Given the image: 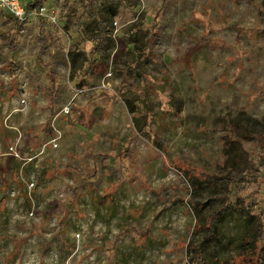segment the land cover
Instances as JSON below:
<instances>
[{"label": "rangeland", "instance_id": "rangeland-1", "mask_svg": "<svg viewBox=\"0 0 264 264\" xmlns=\"http://www.w3.org/2000/svg\"><path fill=\"white\" fill-rule=\"evenodd\" d=\"M85 1L45 0L56 23L0 11V264H194L190 180L222 167L231 121L264 130V0H127L108 31L80 19ZM240 145L264 161L263 143ZM258 169L221 180L234 206L204 264L233 255L244 219L264 221Z\"/></svg>", "mask_w": 264, "mask_h": 264}, {"label": "trees", "instance_id": "trees-1", "mask_svg": "<svg viewBox=\"0 0 264 264\" xmlns=\"http://www.w3.org/2000/svg\"><path fill=\"white\" fill-rule=\"evenodd\" d=\"M44 1L45 0H30L27 2V9H38L43 5ZM127 5V0H86L80 19L85 17L87 20L95 22L98 29L108 31L107 22L113 20L119 7ZM60 6L64 9L69 6V3L67 0H64L60 3ZM40 20H42V18H40ZM42 27L43 26L40 24L38 33L44 37L45 41L46 37ZM90 41L93 40L90 39ZM98 43L100 42H96L95 44V50H97L100 45ZM15 50L16 49L14 48L13 51ZM40 53H42V49H40L39 54ZM88 53H90V56H94L96 51L90 50ZM88 53H84L85 59H83V62L88 61ZM140 58V55L137 54V58L134 60L135 63L139 62ZM91 68H89L90 71ZM54 96H56L55 91L52 90L50 101H53ZM231 123V134L223 138L222 155L224 156L225 161L222 167H219L215 172L207 174L204 177L197 176L190 180L192 192V201H190V204L192 205L191 213L199 218L198 232H201V239L197 244H186V248L190 252L187 255L188 261L194 264H204L205 253L208 247L218 238V223L234 206L229 194L227 192L223 193L221 188L222 185H220L221 180L226 179L230 181L233 183L234 188H236L238 182L241 180V176H243L242 179H244L246 173L252 174V170H255L256 172L259 171L258 168L262 170L264 169V161L248 160L247 157L244 156V149L240 147V141L242 139L246 141L255 140L264 144V130L243 127L235 120L231 121ZM252 176L257 179L255 173ZM238 200L239 199L235 197V201ZM217 201H219L218 207L215 205V202ZM210 205L212 208L209 215H203V210L206 207H210ZM263 224L264 221L262 217L259 218L252 216L249 219H244L242 227L245 231L239 238L235 252L230 258L223 260L220 264H235V258L244 256L246 252H251L252 255L255 256L258 248V253H256V255H258V261L264 264ZM14 256H16V254ZM7 259L8 256L6 255L4 261H11ZM6 261L5 264H7Z\"/></svg>", "mask_w": 264, "mask_h": 264}, {"label": "built area", "instance_id": "built-area-1", "mask_svg": "<svg viewBox=\"0 0 264 264\" xmlns=\"http://www.w3.org/2000/svg\"><path fill=\"white\" fill-rule=\"evenodd\" d=\"M28 1L30 0H0V11L11 15L18 20L21 25L26 23L30 17H46L50 22L56 23L55 12H50L45 5L40 6L38 9L28 10ZM62 1L64 0H57L58 3ZM22 102L24 101L22 100ZM10 150L13 151V148L10 147ZM15 155L18 156L17 154Z\"/></svg>", "mask_w": 264, "mask_h": 264}, {"label": "crops", "instance_id": "crops-1", "mask_svg": "<svg viewBox=\"0 0 264 264\" xmlns=\"http://www.w3.org/2000/svg\"><path fill=\"white\" fill-rule=\"evenodd\" d=\"M23 100V99H22ZM21 101V100H20ZM24 102L23 103H25L26 101L25 100H23ZM55 101V100H54ZM33 102H34V99H32V100H30V105L31 104H33ZM95 102H97V100L95 101ZM55 103H56V101H55ZM107 104V103H106ZM45 107H46V109H43V111H45V110H47L48 109V117H47V119L48 120H50L51 118H52V120L53 119H56L58 116H59V114H60V109H58V108H56V104H55V106H54V108L52 109V107H50V105H49V100H47V102L45 103ZM24 109H26V108H24ZM59 118V117H58ZM57 118V119H58ZM59 119H61V118H59ZM59 124V123H58ZM18 125H21V124H18ZM61 127V126H60ZM62 128V127H61ZM45 129V130H44ZM14 130H17V133H15L13 136H14V139L16 140H18V138H21L22 137V135L24 134V133H22V128L20 127V129L17 127V128H15ZM22 130V131H21ZM90 132V131H89ZM48 133H50L49 135H47ZM61 133V132H60ZM91 133V135H92V137L93 138H95L96 136H98V134L97 133H95V132H90ZM25 135V134H24ZM53 133L52 132H47V129L46 128H43V131H40V132H38L37 134H36V137H38V139L39 140H37V141H41V144H45L44 142H46L49 138H51V137H53ZM61 135H62V133H61ZM62 139V140H61ZM60 140L63 142L64 141V139H63V137H61L60 138ZM24 141V140H23ZM38 147V146H37Z\"/></svg>", "mask_w": 264, "mask_h": 264}]
</instances>
